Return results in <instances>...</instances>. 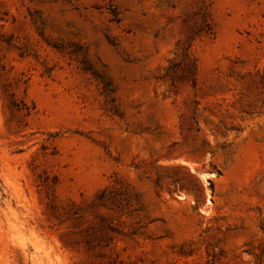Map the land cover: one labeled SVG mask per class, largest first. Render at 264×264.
I'll return each instance as SVG.
<instances>
[{
    "label": "rangeland",
    "instance_id": "obj_1",
    "mask_svg": "<svg viewBox=\"0 0 264 264\" xmlns=\"http://www.w3.org/2000/svg\"><path fill=\"white\" fill-rule=\"evenodd\" d=\"M0 264H264V0H0Z\"/></svg>",
    "mask_w": 264,
    "mask_h": 264
},
{
    "label": "trees",
    "instance_id": "obj_2",
    "mask_svg": "<svg viewBox=\"0 0 264 264\" xmlns=\"http://www.w3.org/2000/svg\"><path fill=\"white\" fill-rule=\"evenodd\" d=\"M188 48H189V45H187L185 47H181V48L178 47V51L176 52V57H180L181 59L189 60L190 57H189V51H188L189 49ZM191 65L193 66V69H194L195 68L194 59L192 60ZM165 76H168V75L165 74ZM191 81L194 82V78H192ZM195 180L197 182L198 187L200 188L201 185H200L199 181L196 178H195Z\"/></svg>",
    "mask_w": 264,
    "mask_h": 264
}]
</instances>
